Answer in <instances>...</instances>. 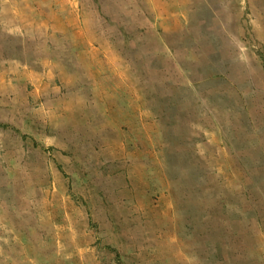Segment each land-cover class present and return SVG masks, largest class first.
Returning <instances> with one entry per match:
<instances>
[{
    "label": "rangeland",
    "instance_id": "obj_1",
    "mask_svg": "<svg viewBox=\"0 0 264 264\" xmlns=\"http://www.w3.org/2000/svg\"><path fill=\"white\" fill-rule=\"evenodd\" d=\"M0 264H264V0H0Z\"/></svg>",
    "mask_w": 264,
    "mask_h": 264
}]
</instances>
